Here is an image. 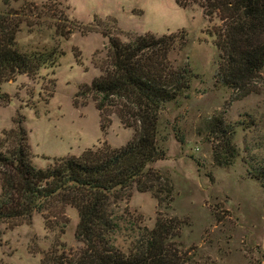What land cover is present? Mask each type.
<instances>
[{
	"label": "rangeland",
	"instance_id": "rangeland-1",
	"mask_svg": "<svg viewBox=\"0 0 264 264\" xmlns=\"http://www.w3.org/2000/svg\"><path fill=\"white\" fill-rule=\"evenodd\" d=\"M44 5L41 15L53 18L46 24L71 28L68 38L55 33L56 27L36 25L44 18L35 7ZM6 12H12L14 22L24 21L17 35L21 50L58 46L64 51L54 69H42L36 77L19 75L2 86L0 137L15 129V117L23 115L39 168L53 158L78 156L104 142L119 148L133 138L134 129L112 111L102 114L93 96L82 92L101 74L100 66L110 62L112 37L128 43L147 33H187V46L176 44L168 57L173 69H189L190 87L164 104L159 129L167 156L152 164L174 185L173 199L159 205L151 193L134 189L118 209L149 228L159 212L184 221L178 241L192 250L196 264H257L264 185L250 170L264 166V69L243 86L224 81L221 51L210 31L220 21H210L197 6L182 8L177 0H0V15ZM62 12L69 22L62 20ZM216 122L232 133L230 148H238L230 165L215 160V149L225 146L226 138L215 131ZM63 218L69 221L65 227ZM79 220L77 210L67 207L64 216L51 220V229L39 213L30 223H0V264H42L56 248L75 253L82 247L76 238Z\"/></svg>",
	"mask_w": 264,
	"mask_h": 264
},
{
	"label": "trees",
	"instance_id": "trees-1",
	"mask_svg": "<svg viewBox=\"0 0 264 264\" xmlns=\"http://www.w3.org/2000/svg\"><path fill=\"white\" fill-rule=\"evenodd\" d=\"M177 3L185 9L202 8L210 21H220L210 31L221 51L219 67L225 82L243 86L259 77L264 69V0ZM47 6L35 7L40 20L44 18L36 25L56 27L55 33L68 38L71 28L46 24L53 19L41 15ZM11 15L12 12L0 15L3 101L6 95L2 86L6 81L23 74L36 77L42 69H54L64 55L58 46L21 50L17 35L24 21L14 22ZM61 17L69 22L68 15L62 12ZM110 20L118 24L114 18ZM26 23L33 27L29 20ZM110 44V62L100 66L101 74L84 85L82 92L93 96L102 114L112 111L126 128L134 129L133 138L119 148L104 142L78 156L53 158L48 167L39 168L33 162L24 117L19 114L15 117L17 127L2 132L0 137V223H30L39 213L47 229H51V220L64 216L67 207L77 210L80 220L76 238L82 247L69 254L56 248L43 257L42 264H196L192 250L178 241L184 221L165 218L159 212L155 226L149 228L126 210L118 209L120 202L133 196L134 189L151 193L159 205L173 199L174 185L152 164L167 156L159 129L164 104L190 87L189 69H173L168 57L176 44H181L182 49L187 46V33L160 37L147 33L128 43L112 37ZM218 125L221 126L216 122L215 131L223 132L226 138L225 146L215 149V160L220 165H230L238 148H230L232 133ZM250 172L264 185V166ZM68 222L63 218L61 223L65 227ZM260 253L257 264L264 258L261 246Z\"/></svg>",
	"mask_w": 264,
	"mask_h": 264
},
{
	"label": "crops",
	"instance_id": "crops-1",
	"mask_svg": "<svg viewBox=\"0 0 264 264\" xmlns=\"http://www.w3.org/2000/svg\"><path fill=\"white\" fill-rule=\"evenodd\" d=\"M261 247L264 250V231H263V234H262V237H261ZM261 264H264V258H263V261H262Z\"/></svg>",
	"mask_w": 264,
	"mask_h": 264
}]
</instances>
